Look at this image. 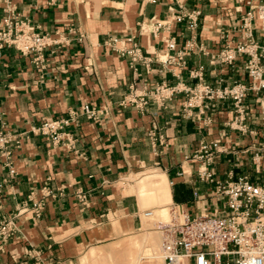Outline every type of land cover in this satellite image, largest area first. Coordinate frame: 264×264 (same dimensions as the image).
<instances>
[{"label": "crops", "instance_id": "crops-1", "mask_svg": "<svg viewBox=\"0 0 264 264\" xmlns=\"http://www.w3.org/2000/svg\"><path fill=\"white\" fill-rule=\"evenodd\" d=\"M6 1L38 33L54 38L74 29L87 39L79 43L73 34L69 44L48 48L43 71L33 69L30 59L14 47L0 49V130L24 133L22 147L13 156L17 174L0 167V219L16 217L19 225L13 238L0 240V264H18L33 248L42 251L45 264H79L92 241L133 229L142 202H171L178 212L192 215L214 211L218 202L212 188L200 180L198 165L189 157L202 143L219 140L226 151L218 154L211 169L225 179L230 172L238 176L250 171L254 154L264 150L256 95L246 101L251 109L246 132L226 125L233 115L224 108L207 125L205 115L181 118V100L160 115H155V104L144 114L119 106L135 82L175 84L178 79L157 63L150 72L143 65L132 68L114 51L110 37L134 36L144 54L152 56L165 44L141 31V25L150 28L183 5L201 10L198 41L215 51L239 18L235 0H0V20ZM171 34L181 44L191 36L181 24L174 25ZM200 65L206 67V80L216 84L221 71L201 53L188 57L182 77L189 81V69ZM84 104L104 108L107 114L101 121L78 117L69 128L74 150L53 145L37 132L45 118L68 116ZM154 127L161 137L156 148L149 135ZM150 171L149 186L144 182L139 191L122 183ZM44 186L54 196L46 199L42 217L35 218L30 210L18 215L32 191L36 200L42 198ZM80 193L86 196L84 203ZM113 219L119 222L116 231L108 227Z\"/></svg>", "mask_w": 264, "mask_h": 264}, {"label": "built area", "instance_id": "built-area-1", "mask_svg": "<svg viewBox=\"0 0 264 264\" xmlns=\"http://www.w3.org/2000/svg\"><path fill=\"white\" fill-rule=\"evenodd\" d=\"M145 1L158 4L163 0ZM235 1V12L239 18L222 35V44L215 51L208 50L198 41L201 10L183 5L165 19L153 21L150 28L141 25V31L165 44L152 56L144 54L134 36L110 37L114 51L127 59L132 68L143 65L150 72L152 65L157 63L178 79L175 84L166 81L135 82L119 106L144 114L150 105L155 104V115H160L181 100L178 110L181 118L193 119L196 115H205L207 125L213 122V114L224 108L233 115L226 125L246 132L251 114L246 101L251 95H256V104L264 123V0ZM176 24L185 26L191 32L185 44L171 34ZM73 34L77 35L79 43L87 39L85 33L74 29L59 33L54 38L38 33L30 21L22 18L15 11V6L6 1L5 15L0 20V49L14 47L30 59L37 71L47 67V49L52 47L56 50L62 44H69ZM195 53L209 57L210 65L221 71L216 84L206 80V67L203 65L189 69V81L182 77L188 67V57ZM106 114L104 108L84 104L80 111H69L68 116L45 118L36 130L53 145L63 144L68 150H74L75 141L69 128L78 117L85 115L89 120L101 121ZM157 129L154 127L149 131L155 148L161 139ZM23 136L24 133L0 130V167L7 168L11 176L17 174L13 156L16 150L21 149ZM225 151L221 142L216 140L202 143L189 157L198 165L196 172L200 180L211 186L218 206L214 211L200 215L178 212L172 207V222H158L163 232L162 264H264V150L254 154L250 171L238 176L230 172L227 178L220 179L211 166L218 154ZM41 192L42 198L36 200V192L32 191L22 203L18 215L30 210L35 218H41L46 199L54 196L53 190L47 186L42 187ZM79 198L83 203L86 201L83 193L79 194ZM29 202L33 203L31 208ZM153 214V211L146 213L147 216ZM18 228L16 217L3 216L0 219V240L7 242L16 235ZM26 258L18 264L46 263L42 251L36 248L28 251Z\"/></svg>", "mask_w": 264, "mask_h": 264}, {"label": "rangeland", "instance_id": "rangeland-1", "mask_svg": "<svg viewBox=\"0 0 264 264\" xmlns=\"http://www.w3.org/2000/svg\"><path fill=\"white\" fill-rule=\"evenodd\" d=\"M151 172L140 176H130L122 181V183L127 185L130 190L139 191V187L144 182L149 186L150 180L147 177ZM171 209V202H142L138 223L133 229L112 233L107 235L106 238L92 241L91 245L86 247L79 256V264H125L129 253H134L133 262H136L137 258L140 257L142 258L140 264H147L149 262L162 264V258L148 259L147 255L153 254L152 247L157 244L162 245L163 232L158 222L171 223L173 220V211ZM148 211H153L154 214L147 216L146 213ZM164 212L168 215L166 219L162 218ZM108 227L112 228L113 231L118 230V220L113 219V222ZM160 251L161 247L159 248Z\"/></svg>", "mask_w": 264, "mask_h": 264}, {"label": "bare ground", "instance_id": "bare-ground-1", "mask_svg": "<svg viewBox=\"0 0 264 264\" xmlns=\"http://www.w3.org/2000/svg\"><path fill=\"white\" fill-rule=\"evenodd\" d=\"M163 210H165V209H163ZM166 212H164L162 214V218L163 219H166L167 216H168ZM160 247H161V251H162V245L161 244H157L154 247H152L153 254L147 255L148 259H155V258H157V259L158 258H162L163 259L162 252L161 251L159 252V248ZM140 254H141V251H140ZM137 259H136L137 260L136 262H133V260H134V253H129V257L127 258V261L125 262V264H140L141 261H142V258L139 257ZM147 264H156V263L155 262H149Z\"/></svg>", "mask_w": 264, "mask_h": 264}]
</instances>
